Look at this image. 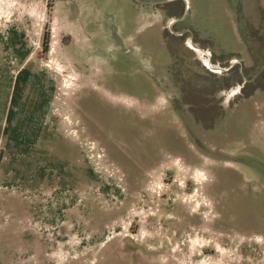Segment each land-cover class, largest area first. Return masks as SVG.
I'll list each match as a JSON object with an SVG mask.
<instances>
[{
    "label": "rangeland",
    "instance_id": "rangeland-1",
    "mask_svg": "<svg viewBox=\"0 0 264 264\" xmlns=\"http://www.w3.org/2000/svg\"><path fill=\"white\" fill-rule=\"evenodd\" d=\"M0 264H264V0H0Z\"/></svg>",
    "mask_w": 264,
    "mask_h": 264
},
{
    "label": "trees",
    "instance_id": "trees-1",
    "mask_svg": "<svg viewBox=\"0 0 264 264\" xmlns=\"http://www.w3.org/2000/svg\"><path fill=\"white\" fill-rule=\"evenodd\" d=\"M15 35L17 36V34H15ZM15 35L10 38V43L8 44V46L12 47L13 50H14V53H17L21 57V60H22V59L27 57L28 50H26L24 48L25 47V43L23 42L22 37L19 36V37L16 38ZM18 41H20V43H21L20 46H18ZM43 45H44V48L47 50L48 47H49L48 46V32L47 31L44 34ZM31 73H32L31 70L28 69V68H22L21 71L19 72L18 80L16 82V88H14V91H13L14 99L12 100V102H14V104L17 105L18 104V100H20L22 98V96H23L24 88H23L22 84L20 85L21 79H24L23 81H25L26 79H28V77H29V75ZM239 75H240V77H239ZM237 77H239V78L231 79L232 77L223 76V79H225L226 82H224L223 86L219 87L217 90H219V89L222 90V89L229 88L230 86H232V83H230V80H235V83L239 82V81H242L243 75L241 73H238ZM34 105H37L36 99L34 100ZM36 108H37V106H36ZM12 114H13V111H11L9 113V117H8L9 124L5 128L6 132L7 131L9 132L11 130V128H12L11 127V125H12ZM12 130H13V134L12 135H15L14 138L17 141H20L19 138H21V133H20L21 126L13 127Z\"/></svg>",
    "mask_w": 264,
    "mask_h": 264
},
{
    "label": "flooded vegetation",
    "instance_id": "flooded-vegetation-1",
    "mask_svg": "<svg viewBox=\"0 0 264 264\" xmlns=\"http://www.w3.org/2000/svg\"><path fill=\"white\" fill-rule=\"evenodd\" d=\"M196 50H199V49H196ZM230 70V69H229Z\"/></svg>",
    "mask_w": 264,
    "mask_h": 264
}]
</instances>
